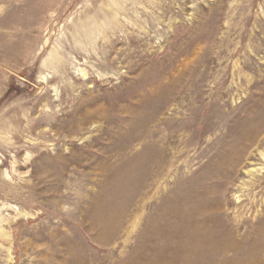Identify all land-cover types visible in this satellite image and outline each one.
Masks as SVG:
<instances>
[{
	"label": "rangeland",
	"instance_id": "1",
	"mask_svg": "<svg viewBox=\"0 0 264 264\" xmlns=\"http://www.w3.org/2000/svg\"><path fill=\"white\" fill-rule=\"evenodd\" d=\"M0 264H264V0H0Z\"/></svg>",
	"mask_w": 264,
	"mask_h": 264
}]
</instances>
